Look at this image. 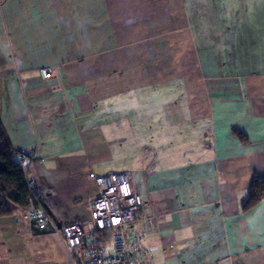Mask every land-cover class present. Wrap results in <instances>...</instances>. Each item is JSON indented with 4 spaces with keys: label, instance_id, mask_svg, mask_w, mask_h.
Listing matches in <instances>:
<instances>
[{
    "label": "crops",
    "instance_id": "1",
    "mask_svg": "<svg viewBox=\"0 0 264 264\" xmlns=\"http://www.w3.org/2000/svg\"><path fill=\"white\" fill-rule=\"evenodd\" d=\"M0 83L58 225L90 227L89 171H124L133 264H264V198L243 207L264 177V0H0ZM0 264L72 262L20 210Z\"/></svg>",
    "mask_w": 264,
    "mask_h": 264
},
{
    "label": "built area",
    "instance_id": "2",
    "mask_svg": "<svg viewBox=\"0 0 264 264\" xmlns=\"http://www.w3.org/2000/svg\"><path fill=\"white\" fill-rule=\"evenodd\" d=\"M40 70L45 78L58 73L56 66H43ZM17 159L34 198L31 207L21 210L22 217L38 230L53 228L72 264H133L129 251L134 248L135 237H127L125 228L136 221L141 200L133 194L126 172L89 171V178L96 184V194L88 206L90 227L80 223L58 225L44 204L34 197L36 187L29 169L37 161L36 153L31 148L22 149ZM107 242L111 249L106 247Z\"/></svg>",
    "mask_w": 264,
    "mask_h": 264
},
{
    "label": "trees",
    "instance_id": "3",
    "mask_svg": "<svg viewBox=\"0 0 264 264\" xmlns=\"http://www.w3.org/2000/svg\"><path fill=\"white\" fill-rule=\"evenodd\" d=\"M236 134L241 139L243 138V135L239 131ZM18 153L19 150L15 151L11 148V142L6 130L3 129L0 118V216L29 208L34 204V198H32L26 186L25 175H23L21 164L17 159ZM248 189V198L243 205L245 209L252 207L264 198V177L254 176ZM34 197L41 202L36 190L34 191Z\"/></svg>",
    "mask_w": 264,
    "mask_h": 264
}]
</instances>
